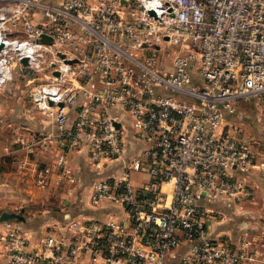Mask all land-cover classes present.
I'll return each mask as SVG.
<instances>
[{
    "label": "built area",
    "instance_id": "obj_1",
    "mask_svg": "<svg viewBox=\"0 0 264 264\" xmlns=\"http://www.w3.org/2000/svg\"><path fill=\"white\" fill-rule=\"evenodd\" d=\"M0 44V89L18 69L38 74L28 111L51 129L16 123L13 142L47 158L40 188L72 193L70 150L97 166L120 157L126 123L142 142L120 175L90 184V203L119 204L120 219L67 212L34 243L0 221L3 264H264L252 228L210 232L216 203L253 198L255 146L224 120L238 100L264 99V0H0ZM132 171L148 180L133 185Z\"/></svg>",
    "mask_w": 264,
    "mask_h": 264
},
{
    "label": "crops",
    "instance_id": "obj_2",
    "mask_svg": "<svg viewBox=\"0 0 264 264\" xmlns=\"http://www.w3.org/2000/svg\"><path fill=\"white\" fill-rule=\"evenodd\" d=\"M45 1L49 3L57 2V0ZM34 17L36 20H40L42 18L41 12L35 13ZM16 113L21 117H25L26 122L29 124V126L25 127L29 129L35 128L36 130L34 132L37 131L36 133L47 132L51 129L50 122L41 117H38L39 121L35 122L36 118L31 117L28 107H25L24 104H16L12 100L8 102L4 100L0 101V129H3L8 116L10 115L11 118H14ZM236 113L239 118L238 122L245 124L252 130V133L248 137L245 132L241 133L247 141L250 143L253 142L256 151L255 166L251 167L244 174L245 179L253 188V198L238 208H231L225 204L216 203L215 205L218 207L221 215L217 217L218 219L216 221L211 223L210 232L214 236L229 235L235 240L239 228L242 226L252 228L255 234V249L261 252L259 257L261 260H264V99L255 97L249 100H240L237 103ZM12 120L13 122L19 121L21 123L20 120H15V118ZM33 124L36 127H31ZM125 127H128V129L124 135V151L118 158L97 166L89 162L84 149H74L67 153L68 163L77 176L72 193H67L65 186L58 185L54 181L49 182L45 188H40L35 182H28L22 186V188L30 191H28L30 196L28 194L26 199L32 202L33 205L48 198L49 193L53 192L58 194L57 196L60 197V201L62 202L61 206L54 207L55 211L51 214H48V209L46 208L24 209V213H20L24 218L23 220H18V222L25 230L31 242L34 243L41 234L52 231L56 226H59L67 212L76 217L97 219H120L122 217L123 213L119 204L109 199H103L98 204L93 205L90 203L89 194L91 181L95 177L120 175L123 165L139 153L142 142L131 136L128 123H126ZM239 130L242 131V129ZM13 143L12 138L11 144ZM16 146L17 148H21L19 144ZM14 148L6 143L1 144L0 147V164L6 165V168H0V212L14 209L17 206L19 196L18 185L20 184L16 179V177H19L16 171L17 167H24L27 164L28 169L31 171L32 179H34L35 163L39 161L43 164L47 159L40 154L31 152H26L27 155L22 158V162L19 161L20 159H9L7 155L8 153H13ZM146 180H148L146 172L132 171L131 182L133 185L140 186ZM3 262L4 257L0 250V264H3ZM75 264L100 263L92 262L88 257H84Z\"/></svg>",
    "mask_w": 264,
    "mask_h": 264
},
{
    "label": "rangeland",
    "instance_id": "obj_3",
    "mask_svg": "<svg viewBox=\"0 0 264 264\" xmlns=\"http://www.w3.org/2000/svg\"><path fill=\"white\" fill-rule=\"evenodd\" d=\"M38 75L36 72H32L29 69L26 70H17L15 73L14 79L10 82L8 86H5L4 88L0 89V101H15L16 104H24L25 107L29 106V90L32 87L31 85L38 81V78L36 77ZM34 78V80H30L31 78ZM255 98V97H252ZM242 100V99H240ZM238 100V102L240 101ZM249 100V99H248ZM10 109V108H9ZM11 115V113H9ZM10 115L6 119V124H4L3 129H0V147L1 144H9L11 147L14 148L13 153H8L9 159H15L22 162V158L26 157V151L23 148H17V143L11 144V139L15 135V130L13 126L16 123H19V121L13 122L12 119L15 118V120H20L22 125L29 126L28 122H26L25 117H21L18 113L15 114V117L11 118ZM228 115V116H227ZM225 117V124L226 127H230L232 131H240L239 129H242L240 132H245L247 134V137L250 136L252 133V130L249 129L245 124L238 122L239 118L237 116V113L234 114H227ZM35 122H38V117H35ZM23 121V122H22ZM239 124H238V123ZM36 127V125H31V127ZM249 129V130H248ZM31 130L35 131V128H31ZM37 132V131H36ZM39 133V132H38ZM29 155V154H28ZM25 160V159H23ZM21 165V164H20ZM42 165V162L37 161L35 163L36 167H40ZM26 164L24 167L20 166L17 167V173L19 177H16L17 181L20 183L19 186V196H18V203L17 206L14 209L7 210V211H14L17 213H24V209H42L46 208L48 209V214H51L55 211V206H61L62 202L60 201V197L57 196L58 194L56 192L49 193L48 198L44 199L43 201H39L35 205L32 204V202L27 201L26 197H28V194L30 196V191L26 190L25 188H22L23 185L26 183H33L34 179H32L31 171L27 167ZM0 168H6V165L0 164ZM34 178V177H33ZM29 191V192H28ZM44 202V203H42Z\"/></svg>",
    "mask_w": 264,
    "mask_h": 264
},
{
    "label": "water",
    "instance_id": "obj_4",
    "mask_svg": "<svg viewBox=\"0 0 264 264\" xmlns=\"http://www.w3.org/2000/svg\"><path fill=\"white\" fill-rule=\"evenodd\" d=\"M150 12H153V11H150ZM50 36L46 35V34H43L41 36V40L42 41H48L50 40ZM0 47H1V44H0ZM58 54L62 57L64 56V54L58 52ZM67 61H71V60H67ZM21 62L23 64H27V58L26 57H23L21 58ZM54 74H58L57 71H54ZM51 103V102H50ZM60 105L62 104L61 102L59 103ZM116 125L119 126V123L116 122ZM23 215L20 214V213H17V212H14V211H7V210H3L0 212V221H3V220H8V219H13V220H23Z\"/></svg>",
    "mask_w": 264,
    "mask_h": 264
},
{
    "label": "trees",
    "instance_id": "obj_5",
    "mask_svg": "<svg viewBox=\"0 0 264 264\" xmlns=\"http://www.w3.org/2000/svg\"><path fill=\"white\" fill-rule=\"evenodd\" d=\"M18 70L20 71V70H26V69H18Z\"/></svg>",
    "mask_w": 264,
    "mask_h": 264
}]
</instances>
